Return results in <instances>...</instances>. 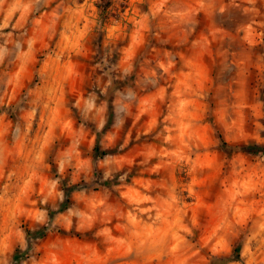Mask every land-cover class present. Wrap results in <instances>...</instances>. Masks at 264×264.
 <instances>
[{
	"label": "clouds",
	"instance_id": "obj_1",
	"mask_svg": "<svg viewBox=\"0 0 264 264\" xmlns=\"http://www.w3.org/2000/svg\"><path fill=\"white\" fill-rule=\"evenodd\" d=\"M107 2L0 0V264H62L64 237L148 255L139 229L164 219L161 203L186 208L196 181L171 186L167 198L155 190L164 184L145 182L151 191L129 198L135 186L124 165L134 163V143L145 145L138 169L157 174L179 165L195 177L209 148L227 168L239 162L244 171L251 147L247 155L264 163V0H111L105 16ZM129 24L139 32L135 53L115 41ZM224 191L211 244L194 243L184 227L158 255L173 264H264V192L260 211L242 216L231 212L227 181Z\"/></svg>",
	"mask_w": 264,
	"mask_h": 264
},
{
	"label": "rangeland",
	"instance_id": "obj_2",
	"mask_svg": "<svg viewBox=\"0 0 264 264\" xmlns=\"http://www.w3.org/2000/svg\"><path fill=\"white\" fill-rule=\"evenodd\" d=\"M83 4L84 0H79ZM112 6L111 0L104 5V15H109L108 9ZM125 7L124 5L121 6ZM127 23V21H125ZM83 21L81 22V26ZM131 25L129 24L128 29H124L117 33L115 41L117 45H123L129 50L130 53L136 52V44L139 37V32L132 33L129 31ZM71 41V37L68 38ZM58 40V38H57ZM48 38L44 37L42 44L48 45ZM56 41L52 43V47H55ZM38 48L41 44L37 45ZM88 57H82L80 60V71L85 75L91 71L90 63H88ZM80 82L77 81L75 84L70 82V91H77L80 88ZM151 122V117L144 118L142 121V127L147 129ZM136 129H133V133ZM158 143V142H157ZM176 147H179V141L177 145L170 148V151H175ZM145 145L141 143H134L128 150V158L133 159L134 163L132 165H124L126 169H131V176L129 179V184L134 185V189L129 193V198H134L137 193L144 194L151 191L148 185H161L164 184L163 188L157 187L155 190L159 192L162 196L167 198V189L175 185L176 190L179 191L180 186L190 183L195 179L196 184L194 186V191L196 195L194 197H188L184 204L187 205L186 208L178 209L176 211H165V205L162 203L159 205L161 213H163L164 219L157 221L156 224L152 225L148 229H139L141 232L140 239L144 240V246L150 249V253L139 259L129 258L118 253H108L106 249L100 248L94 240L89 238H76V237H64V253L62 264H81L80 255L75 254L73 249H77V253H80L86 257H89V264H173L171 259H165L162 255H158L159 252L165 247L170 248L171 244L175 242L174 237L184 236L183 229L188 227L193 229L196 240L194 243H205L211 244L213 241L208 240L211 236L212 229L216 227V221L218 213L224 207V200L228 199V194L224 191V184L227 181L229 187L235 189L236 199L231 201V212L233 214L239 213L242 216H247L252 209L255 212H259L258 202L261 201V193L264 192V186L261 185L260 181L264 179V163L255 159L251 155H247V152H253L252 150H247L243 156L245 170H240L239 162H234L232 168H227L224 164L223 153L214 152L209 148L207 152H201L199 160V172L195 177H190L187 167L183 170L179 165L175 167H167L162 169L159 174L144 171L138 169L140 161L144 158L138 155L139 152L144 150ZM251 147L249 149H252ZM99 152V149H97ZM193 160L196 157H192ZM153 164L159 161L154 157L151 161ZM227 168V170H226ZM233 169L235 171H233ZM238 172L239 175L235 173ZM241 191H246V198L242 199L239 195ZM185 195H187L185 193ZM142 207H151V205H142ZM253 212V215H255ZM156 211L153 210L152 216H156ZM144 220H147L149 224L152 221L148 220V216L144 215ZM195 220L196 225L199 227H194L192 221ZM2 222V220H0ZM250 223V221H249ZM175 225V227H172ZM117 235H119V230L112 226ZM171 228V231L169 230ZM156 229L159 231L157 232ZM151 232L152 235H148ZM214 240V238H213ZM239 249V254L241 249L239 247L235 248L234 253L237 259L236 250ZM95 250L96 256L94 259L91 258L92 251ZM207 251V249H202L201 254Z\"/></svg>",
	"mask_w": 264,
	"mask_h": 264
},
{
	"label": "trees",
	"instance_id": "obj_3",
	"mask_svg": "<svg viewBox=\"0 0 264 264\" xmlns=\"http://www.w3.org/2000/svg\"><path fill=\"white\" fill-rule=\"evenodd\" d=\"M248 150H252L253 152H256L257 151V149L254 147V148H252V149H248ZM236 252H237V256H240V254H239V249H237L236 250Z\"/></svg>",
	"mask_w": 264,
	"mask_h": 264
}]
</instances>
